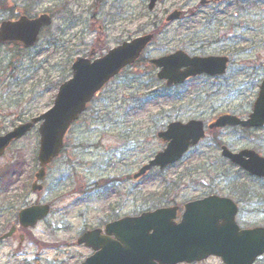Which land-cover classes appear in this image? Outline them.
<instances>
[{
  "label": "rangeland",
  "instance_id": "obj_1",
  "mask_svg": "<svg viewBox=\"0 0 264 264\" xmlns=\"http://www.w3.org/2000/svg\"><path fill=\"white\" fill-rule=\"evenodd\" d=\"M1 1L0 21L20 14L35 17L46 12L52 17V23L42 30L39 42L30 50L38 52L42 57L50 55V59L46 60L49 64L48 78L46 75L42 79H34V82H40L32 93L28 92L29 84L22 88L21 83L15 86V82L10 84V88L0 90V102L19 99L17 94L25 92L21 98L22 106L29 109L20 119L16 117L23 111L20 107L7 110L4 117V113L1 114L0 134L51 107L57 91L53 82L70 78V64L75 57L88 56L92 49L91 57H100L122 41L150 32L156 27L162 29L157 30L160 32L144 51L143 57L146 59L175 49H184L195 55L225 51L232 58L227 73L216 81L199 77L171 88H165L155 78L156 71L149 68L147 63L139 62L138 65L122 69L89 102L80 120L72 124L65 146L70 148L73 141H80L83 145L76 151L83 154L76 155V161L79 162L74 166L70 162L65 164L66 155L58 159V168L54 166L55 171L47 178V189L37 195L44 201L53 197L50 182L54 175L64 179L74 175L81 182L93 179L98 171L94 166L96 163L91 160L97 158L102 149L115 146L118 139L114 133L120 128H131L134 125L135 141L131 144V154L136 169L162 148L155 133L167 121H186L193 117L208 120L218 112L232 110L244 113L250 109L258 83L264 78V0H222L218 4L205 6L199 5V0H160L151 11L147 8L148 0H103L100 3L95 0ZM178 8L185 13L184 20L163 24L166 13ZM6 48L0 45V66L5 65V58L13 53ZM236 48H240V51L236 52ZM253 66L255 72L248 77ZM158 112H164L166 117L161 123L155 124L150 116L155 115L154 121H158ZM221 134L228 140L230 147H250L264 154V144L259 143L264 141V127L246 135L229 129ZM101 137L102 143L98 146L96 144ZM38 140L35 125L26 135L14 141L0 157V173L10 170L15 161L22 164L21 176H17L12 183L10 177L0 179V209L8 206L5 203L9 199L15 200L13 195L19 197L17 208L21 206V198L27 203L35 200L36 195L29 191V186L37 168ZM71 151L75 153V150ZM208 152L211 156H204ZM206 162L211 164L207 165ZM87 163L92 166H85ZM235 169L223 161L219 150L205 139L180 162L169 165L163 172H151L149 185L151 190H159L162 179L175 181L181 177L185 180L188 176L195 183L181 182L184 186H181L178 194L179 197H191L199 191L207 190L202 181H207L208 176H243L242 172L238 173ZM184 173L188 174L184 176ZM86 175L92 176L86 178ZM226 183L228 181L221 182ZM23 186L25 193L21 191ZM71 202L72 199L67 197L56 205L67 206ZM71 205L77 208L79 203ZM263 216L259 214L257 219Z\"/></svg>",
  "mask_w": 264,
  "mask_h": 264
},
{
  "label": "flooded vegetation",
  "instance_id": "obj_2",
  "mask_svg": "<svg viewBox=\"0 0 264 264\" xmlns=\"http://www.w3.org/2000/svg\"><path fill=\"white\" fill-rule=\"evenodd\" d=\"M208 1L209 4L211 1ZM184 17L183 14L180 19L184 20ZM214 78L219 79V76ZM237 112L232 110L220 114L246 117L249 113L247 110L244 113ZM164 118V115L160 114L155 124L161 123ZM228 129L242 134L254 130L234 126L214 129L208 134L209 144L218 150L223 144L233 151L244 149V147L230 148L227 144L228 140L221 134ZM114 136L118 139L115 146L102 149V153L91 160L96 163L94 166L98 171L93 179L81 182L74 175L68 179L59 175L53 177L50 182V189L54 192L53 197L48 201H38L37 198L32 202L49 205L48 213L37 223L29 226L18 223V211L21 208L17 211L11 207L0 209L1 264H227L226 260L247 259L237 254H210L203 257L190 252L178 254L182 251L180 245H189L193 252L192 247L198 245V242L194 243L189 238L193 232L185 233L184 230H177L176 227L187 221L184 215L185 203L206 197L214 199L213 206L209 208L212 211L225 213V208L215 207V203H222L219 198H229L235 204L234 219L239 230L234 237L241 236V230L264 227V216L260 220L257 219L259 214L264 215L263 177L222 174L208 176L207 181H202L207 190L199 191L191 197H179L178 190L184 186L181 182L195 183L193 178L182 180L179 177L175 181L162 179L161 189L151 190L150 171L138 177L133 175L136 172L131 154L133 153L131 144L135 141L133 126L120 128ZM102 139L103 137L96 145L100 146ZM82 145L80 141H73L70 148H64L61 155H66L65 164L70 162L71 166H74L79 162L76 161L78 160L76 155L83 153H78L76 149L81 148ZM71 150H75V153ZM108 153L110 154L106 156L105 154ZM208 155L211 156L210 152L204 156ZM220 158L231 164L224 156L221 155ZM143 163H140L139 168ZM85 166L92 164L87 163ZM91 176L85 177L91 178ZM85 177L81 178L85 179ZM223 181L228 183L221 184ZM45 183L46 180L43 186ZM60 187L62 189H58ZM67 197L72 199L71 203L78 201L79 206L74 208L71 203L67 206L56 205ZM158 208L166 209L165 214L162 215L164 216L162 223L134 222V218ZM212 218L214 217L205 214L194 215L189 217V221L201 222L202 219ZM157 225L161 227V231L154 235L153 227L157 228ZM167 227L173 231H163V228ZM221 235L227 238L226 234ZM246 238L251 242L259 239L254 234ZM172 245L175 248L170 249L174 254L166 253L168 251L166 247ZM244 261L239 264H246ZM250 264H264V253L253 257Z\"/></svg>",
  "mask_w": 264,
  "mask_h": 264
},
{
  "label": "water",
  "instance_id": "obj_3",
  "mask_svg": "<svg viewBox=\"0 0 264 264\" xmlns=\"http://www.w3.org/2000/svg\"><path fill=\"white\" fill-rule=\"evenodd\" d=\"M157 0H149L148 8L152 9ZM179 11L175 10L169 13L167 20H172L178 17ZM50 23V18L46 14H42L37 18L29 19L21 16L17 20H4L0 23V43H14L22 47H29L38 40V30L41 27ZM152 34H145L131 41L123 42L121 45L113 47L104 56L89 60L83 57H76L71 65L72 76L70 79L60 84L53 105L50 109L37 117L31 118L29 121L15 126L12 130L0 135V156L5 148L14 139H17L29 131L36 122H39V147L37 158L40 163V168L35 174V181L32 184V190L39 189L36 185L37 180L44 177L45 166L56 156L63 145V135L66 130L77 117L79 113L86 107L92 96L98 91L102 85L109 80L113 75L119 72L125 65L133 63L139 56L141 50L150 42ZM226 57L207 56V57H190L182 50H177L175 53L159 56L151 59V63L159 68L157 78L165 79L166 85L170 86L174 83H181L188 76L197 75L200 73L207 74H221L226 66ZM183 68V69H182ZM260 90L258 96L253 104L252 112L248 120H239L236 117L225 115L220 116L216 122L212 123L210 127L224 126L226 124L235 125L242 124L244 126H258L264 123V80L260 83ZM202 122L190 120L183 124L181 122H172L168 128L158 135L164 140L168 141L166 147L159 151L148 164H146L138 174L145 172L147 169L158 165L163 168L167 164L176 161L181 157L184 150L188 146L195 144L200 137L203 136ZM223 149V154L231 159L234 163L240 165L250 174L264 176V158H261L253 151H243L237 154ZM247 155L248 158H245ZM137 174V175H138ZM213 198H206L203 200L193 201L187 203L185 216L187 221L181 225H177V230H184L193 232L189 238L198 242V245L192 247L189 245H180L182 251L178 254H193L198 257H203L208 254L233 255L246 257L247 259L234 261L228 260V264H239L245 262L250 264L252 258L264 252V229L255 228L251 230H244L242 233L244 237L247 234H255L259 237L258 241L250 242L247 240H234L237 227L234 222L235 206L229 202V199H219L222 203L216 204L215 207L229 208L225 213L219 211L207 210L213 206ZM46 207L34 205L21 210L19 213L20 223L33 224L35 221L43 217L46 213ZM164 209H158L151 213H146L140 217L134 218V222H151L161 219L158 222H163L162 216ZM206 215L215 217L214 219H202L201 222H190L189 217L194 215ZM223 220L219 222L220 219ZM191 220V219H190ZM211 221V224L209 222ZM158 222H153L159 224ZM166 222H170L166 220ZM190 223V224H187ZM153 227L154 235L161 231V227ZM170 230L168 227L163 228V231ZM224 231L227 235V240L221 241L220 232ZM203 233H206L205 235ZM209 233V234H208ZM175 238V237H174ZM168 254H174L172 245L166 247ZM172 248V249H170Z\"/></svg>",
  "mask_w": 264,
  "mask_h": 264
},
{
  "label": "trees",
  "instance_id": "obj_4",
  "mask_svg": "<svg viewBox=\"0 0 264 264\" xmlns=\"http://www.w3.org/2000/svg\"><path fill=\"white\" fill-rule=\"evenodd\" d=\"M2 1L0 0V7H1ZM7 50L13 52L10 56L5 58V65L0 66V90H5L10 88V84L15 82L16 84H20L22 88L26 87L27 84H29V93L34 92L35 87L39 86V82H34V79L37 77L46 76L48 78V66L49 64L46 63V60L49 58L50 55L40 56V54L34 50H25L19 47H9L6 48ZM28 61L25 65V61ZM25 65V66H24ZM20 80V81H19ZM32 80V81H31ZM60 81V80H59ZM59 81L53 82V85H58L57 83ZM61 82V81H60ZM48 87V86H46ZM38 89V88H37ZM40 91V90H39ZM43 93V91H42ZM19 95V99H5L7 101H1L0 102V115L4 113L3 117L6 116V111L9 109H12L14 107L15 109L20 107L23 109L19 113L17 119L21 118L22 116L26 115V113L29 111V109H25L24 106H22V97H24L25 92H22ZM20 164V163H19ZM21 167V164H20ZM17 168L12 167V169L1 172L0 175L11 177L12 175L17 174ZM25 190V187H24Z\"/></svg>",
  "mask_w": 264,
  "mask_h": 264
},
{
  "label": "bare ground",
  "instance_id": "obj_5",
  "mask_svg": "<svg viewBox=\"0 0 264 264\" xmlns=\"http://www.w3.org/2000/svg\"><path fill=\"white\" fill-rule=\"evenodd\" d=\"M234 50L239 51L240 48H236V49H234ZM185 51H186V50H185ZM187 53H191V52H188V51H187ZM210 54H213V55H214L215 53H210ZM193 55H194V54H193ZM197 55H198V57H199V56H201V55H203V54H197ZM252 105H253V104H252ZM251 107L253 108V106H251ZM36 185H37V186L41 185V184H40V181H36Z\"/></svg>",
  "mask_w": 264,
  "mask_h": 264
}]
</instances>
